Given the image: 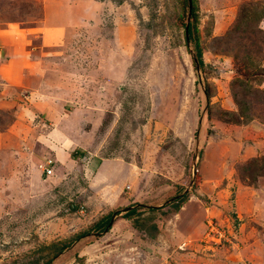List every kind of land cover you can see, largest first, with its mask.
<instances>
[{"label": "rangeland", "instance_id": "obj_1", "mask_svg": "<svg viewBox=\"0 0 264 264\" xmlns=\"http://www.w3.org/2000/svg\"><path fill=\"white\" fill-rule=\"evenodd\" d=\"M250 2L264 5L196 0L195 67L179 0H0V35L48 7L76 16L59 46L27 54L35 74L21 85L4 74L19 54H0V264H264V176L239 169L255 159L264 171L262 111L223 112L237 111L236 78L264 90V74L213 50V30ZM129 206L158 208L153 238L122 217ZM111 211L110 228L78 237ZM56 242L70 243L48 261Z\"/></svg>", "mask_w": 264, "mask_h": 264}, {"label": "trees", "instance_id": "obj_2", "mask_svg": "<svg viewBox=\"0 0 264 264\" xmlns=\"http://www.w3.org/2000/svg\"><path fill=\"white\" fill-rule=\"evenodd\" d=\"M191 1V9H190V19L187 24V32L185 31V18L188 13L189 0H179V5L181 7L180 15L178 18L182 19L183 29H184V37L186 41H193L195 44V54L192 56L193 63L195 67H202L204 65V61L202 59V47L199 43V32L196 27V0ZM252 5L247 8L246 4H243L240 8L239 13L236 15L235 21L232 24L224 35L214 36L213 41H216V44L219 48H213V50L217 49L222 53L230 54L232 57H242L246 62H248V67L254 66V73L262 78L261 75L264 73V68L261 64L258 63V60L254 59L252 54L256 51L252 49L254 39L256 36L260 40V44L264 41V30L260 27L259 23L264 18V5L256 6L254 2H250ZM249 6V5H248ZM195 20V21H194ZM229 43L231 45L229 46ZM223 44V45H221ZM262 50L261 48L259 51ZM243 60V61H244ZM257 67V68H256ZM262 80V79H261ZM236 85L239 86V89H232V97L237 106V111H224L228 116H236L237 118L242 119H251L252 113L255 111H262L260 114H256L257 118L261 119V122L264 123V119L262 118V114L264 112V90L260 88H253L249 86L247 79L236 78L234 80ZM233 81V82H234ZM232 82V83H233ZM233 87V85H232ZM204 93L209 99V91L205 88ZM246 120V121H247ZM257 160H249L240 164V174L243 178L250 179V181L255 182L259 176H264V171H261V167L257 166ZM188 194H184L177 200L172 201L175 208H179L182 202L185 201ZM144 206V204H140ZM158 208L150 207L149 213L147 216H143L141 212H139V208L137 207H126L123 210L122 217L131 218L132 228H136L139 232H149V236L144 233H140L145 239L153 238L158 230L157 225L154 223H150L149 221L153 218L154 212H156ZM115 211L107 212L106 214H102L97 221L93 224L92 229H89L86 232H82L78 234V237L85 236L86 234L95 233L99 234L109 225V228L112 226L115 217ZM95 230V231H92ZM90 232V233H89ZM77 237H75V240ZM71 241V240H70ZM68 244L70 242H67ZM68 244L65 242H56L50 244L46 249L49 251L50 256L47 259L48 261L57 256L62 250H64ZM67 245V246H66Z\"/></svg>", "mask_w": 264, "mask_h": 264}, {"label": "crops", "instance_id": "obj_3", "mask_svg": "<svg viewBox=\"0 0 264 264\" xmlns=\"http://www.w3.org/2000/svg\"><path fill=\"white\" fill-rule=\"evenodd\" d=\"M77 1L78 0H75L76 3ZM70 6L72 7L73 3ZM52 9L53 8L50 9L49 7L46 9L43 21L38 23L35 27L26 29L10 28L11 31L9 35H6V32L0 35V54L4 55L6 58L7 55L12 53L19 54L20 56L19 59L13 60L9 63L12 67L11 69L9 68V65L4 66V74H6L10 80H14L17 85L22 84L20 82L25 73H30L31 75L35 74V68H32L35 67L33 66L34 63L29 66L30 61H25L27 54L33 56L32 54H35L34 52L38 49H41L43 53V50L46 51L55 45L59 46L63 37L67 38L68 32H70L68 30L70 28V22L76 20L75 15H68L67 8L63 10L61 9V11H56L55 9L53 12ZM79 16L80 15H78V17ZM216 31L217 32H214L213 30V35H220V32H218L219 30ZM16 69H18L17 72H15Z\"/></svg>", "mask_w": 264, "mask_h": 264}, {"label": "water", "instance_id": "obj_4", "mask_svg": "<svg viewBox=\"0 0 264 264\" xmlns=\"http://www.w3.org/2000/svg\"><path fill=\"white\" fill-rule=\"evenodd\" d=\"M190 9H191V1L189 0V6H188V13H187V17H186V26H185V31L187 32V24H188V21H189V19H190ZM176 198H178V197H174V198H172V200H174V199H176ZM133 206H131V208H132Z\"/></svg>", "mask_w": 264, "mask_h": 264}, {"label": "built area", "instance_id": "obj_5", "mask_svg": "<svg viewBox=\"0 0 264 264\" xmlns=\"http://www.w3.org/2000/svg\"><path fill=\"white\" fill-rule=\"evenodd\" d=\"M49 162H50V161H49ZM50 163H51V162H50ZM50 163H48V165H49ZM43 170L46 171L47 173H50V170H49L48 168H46V167H45Z\"/></svg>", "mask_w": 264, "mask_h": 264}]
</instances>
